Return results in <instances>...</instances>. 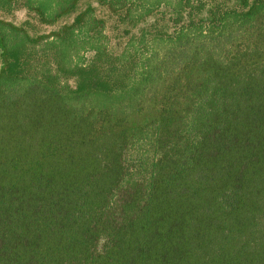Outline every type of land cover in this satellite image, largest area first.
Masks as SVG:
<instances>
[{"label":"trees","instance_id":"16d2710c","mask_svg":"<svg viewBox=\"0 0 264 264\" xmlns=\"http://www.w3.org/2000/svg\"><path fill=\"white\" fill-rule=\"evenodd\" d=\"M101 3L0 18V264H264V0Z\"/></svg>","mask_w":264,"mask_h":264},{"label":"rangeland","instance_id":"374dc122","mask_svg":"<svg viewBox=\"0 0 264 264\" xmlns=\"http://www.w3.org/2000/svg\"><path fill=\"white\" fill-rule=\"evenodd\" d=\"M92 8L91 13L97 18L104 21L103 25L105 27V34L107 36V41L110 49L114 52H120L122 48L127 44L130 37L137 35L139 28L132 25L124 24L119 25L117 16L111 9L103 5L101 0H79L75 9L61 17L57 22L53 24H43L35 16L34 12H30L26 7H24L21 2L13 6L11 12H5L0 10V18L9 20L18 25H25L28 28L31 36L38 38L44 34H50L51 32L58 31L66 24H70L74 21L75 17L82 12L86 11L88 8ZM158 17L160 23V16H154L152 21ZM161 23H164L161 21ZM126 28L131 29V31L126 33ZM172 30V29H171ZM81 61L88 62L93 55L92 51H81ZM2 68V60L0 56V70Z\"/></svg>","mask_w":264,"mask_h":264}]
</instances>
